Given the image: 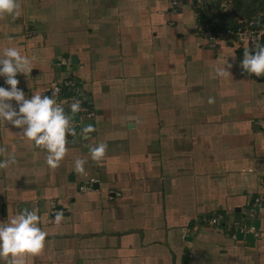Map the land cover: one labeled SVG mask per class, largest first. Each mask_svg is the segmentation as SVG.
Listing matches in <instances>:
<instances>
[{"label":"crops","instance_id":"crops-1","mask_svg":"<svg viewBox=\"0 0 264 264\" xmlns=\"http://www.w3.org/2000/svg\"><path fill=\"white\" fill-rule=\"evenodd\" d=\"M260 1L186 0L175 14L168 0H18V16H0V50L33 61L16 77L26 98L69 78L94 113L55 168L0 122V160L15 158L0 168V222L36 210L48 234L26 264H264V212L250 215L264 197V75L240 67L246 47L201 31L249 17L264 27ZM226 62L231 76L217 77ZM82 124L94 125L88 138ZM99 142L106 153L93 161ZM215 215L223 222L210 225ZM240 220L255 233L232 238L227 223Z\"/></svg>","mask_w":264,"mask_h":264},{"label":"clouds","instance_id":"clouds-1","mask_svg":"<svg viewBox=\"0 0 264 264\" xmlns=\"http://www.w3.org/2000/svg\"><path fill=\"white\" fill-rule=\"evenodd\" d=\"M20 4L18 0H0V16L19 15ZM232 65H217L214 72L217 77L231 76ZM240 67L247 74L256 77L264 75V47L256 50H244ZM33 69V61L27 55H22L17 47H5L0 50V77L4 78V85H0V122L10 124L20 131L16 133L35 146L46 150V163L55 168L66 155V136L77 134L71 126V117L81 111V102L77 100L70 104L69 111L65 110L63 101L55 98L56 89L52 95L33 93L26 98L23 89L18 87L20 81L17 74L29 76ZM15 102V106L12 102ZM208 103H214L209 97ZM95 131L93 124H82L79 134L88 138L87 134ZM107 145L99 142L89 146V155L93 161H99L106 153ZM14 156L7 160H0V168L8 167L14 163ZM85 159L77 158L74 161L76 172H84ZM62 210H57L52 220L59 224L63 220ZM41 216L36 210L24 208L10 221L0 222V258L7 260V264H26L30 255L40 253L47 237V232L40 226Z\"/></svg>","mask_w":264,"mask_h":264},{"label":"built area","instance_id":"built-area-1","mask_svg":"<svg viewBox=\"0 0 264 264\" xmlns=\"http://www.w3.org/2000/svg\"><path fill=\"white\" fill-rule=\"evenodd\" d=\"M171 13H177L182 7L183 2L186 0H168ZM258 24L254 21L246 23L242 30L233 31L229 28H217L216 22L203 24L201 31L206 36L207 41L211 45L219 43L221 41H230L239 47H246V50H256L261 45L262 37L264 36V28L257 29L255 27ZM75 82L72 79L65 78L62 82L52 83L50 85L48 95L51 96L52 92L59 89L56 92L55 98L57 101H63V106H70L71 103L79 100L81 102V111L71 117V126L75 129L79 126L82 121L90 120L94 113L87 107L83 101L74 93L72 89L75 87ZM67 91V95L63 92ZM92 183H86L79 187V191H85L91 187ZM256 212H264V197H256L250 208V215L254 217ZM210 225H219L223 222L221 215H215L208 220ZM228 229L233 231L232 238H235V234L239 233H255L254 227L247 225L246 222L240 221H229L227 223Z\"/></svg>","mask_w":264,"mask_h":264},{"label":"trees","instance_id":"trees-1","mask_svg":"<svg viewBox=\"0 0 264 264\" xmlns=\"http://www.w3.org/2000/svg\"><path fill=\"white\" fill-rule=\"evenodd\" d=\"M259 4H260V6H261V11H264V0H261V1L259 2ZM263 16H264V15H263ZM251 18H252V17H249L248 20H252ZM261 18H262V19H261ZM248 20H247V21H248ZM260 20H261V21H260ZM260 20H259V21H260L261 24H260V23H259V24L264 26V17H260ZM234 26H235V25H234ZM262 28H264V27H262ZM231 29H232V30L234 29L233 31H236V30L239 31V30H242V27H241V28H240V27H239V28H235V27L232 28V27H231ZM262 44H264V43H262ZM63 92L65 93V95H67V91H66V90H63ZM186 262H187V261H185V264H186Z\"/></svg>","mask_w":264,"mask_h":264},{"label":"water","instance_id":"water-1","mask_svg":"<svg viewBox=\"0 0 264 264\" xmlns=\"http://www.w3.org/2000/svg\"><path fill=\"white\" fill-rule=\"evenodd\" d=\"M263 38H264V36L262 37V40H263ZM238 237H239V239H242L243 237H244V238H247L248 236H247V235H244V236H243V235L239 234Z\"/></svg>","mask_w":264,"mask_h":264}]
</instances>
